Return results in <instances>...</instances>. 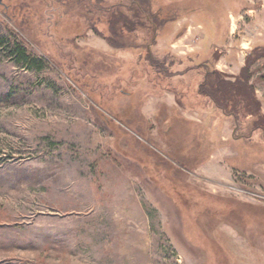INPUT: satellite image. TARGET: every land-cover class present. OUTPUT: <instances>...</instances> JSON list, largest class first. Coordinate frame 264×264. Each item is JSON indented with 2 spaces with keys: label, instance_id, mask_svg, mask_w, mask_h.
Listing matches in <instances>:
<instances>
[{
  "label": "rangeland",
  "instance_id": "1",
  "mask_svg": "<svg viewBox=\"0 0 264 264\" xmlns=\"http://www.w3.org/2000/svg\"><path fill=\"white\" fill-rule=\"evenodd\" d=\"M132 1L0 0V264H264V136L225 116L203 137L159 104L191 88L168 48L159 74L152 30L104 37Z\"/></svg>",
  "mask_w": 264,
  "mask_h": 264
},
{
  "label": "crops",
  "instance_id": "2",
  "mask_svg": "<svg viewBox=\"0 0 264 264\" xmlns=\"http://www.w3.org/2000/svg\"><path fill=\"white\" fill-rule=\"evenodd\" d=\"M168 2L178 16L165 23L161 33L157 32L153 50L156 56H159L157 52L165 54L163 50L168 48L171 54L176 55V59L172 60L177 63L175 67L181 66L182 63L189 66L183 74L173 77V80L179 82L181 78L189 81L191 88H186L189 97H181L183 101H179L173 93V101H162L159 104L174 108L176 117L185 120L190 126H198L203 137H216L215 130L218 127H221V132L224 131L225 115L219 113L213 101L200 94L197 88L204 73L195 65L209 63L212 68L225 73L231 80L243 72L248 74V83L253 85L264 113V0ZM173 3L177 4L176 7ZM163 31H167L168 36ZM193 86L196 88L194 91ZM196 97L201 98L200 104L192 101ZM159 104L154 106V110H157ZM143 108L145 112L153 109L150 102ZM169 121L168 118L167 122ZM231 159L232 157H227V160ZM233 163L235 164V161Z\"/></svg>",
  "mask_w": 264,
  "mask_h": 264
},
{
  "label": "trees",
  "instance_id": "3",
  "mask_svg": "<svg viewBox=\"0 0 264 264\" xmlns=\"http://www.w3.org/2000/svg\"><path fill=\"white\" fill-rule=\"evenodd\" d=\"M151 3H154L153 0H134L127 5L126 7L128 8H132L133 6L136 7L138 13L134 12L135 18H128V16L120 10V8L125 5L118 2L109 6L107 11H102L105 13L101 12L102 15L100 19L104 20L108 25L109 33L104 36L108 43L115 47H125L129 35L132 36V34H137L134 37L136 39L139 34H142L140 33L141 31L144 32L142 35L145 36L148 32H151V30V39L152 42L155 43V35L157 32L165 23L177 17L178 13L175 9L170 8L169 4H165L166 6L161 4L154 9ZM156 3H158L157 0ZM140 28L143 29L139 30ZM111 33L116 34V36ZM129 46L138 48L133 43ZM8 48L11 52L13 51L15 55L19 56L20 60L28 66L38 63V58L32 55L21 42L15 43L14 46H8ZM145 49L147 50V53L143 54V56L146 55V61L151 64V68L156 73L161 74V68L158 67L153 58H157L158 56H149L151 53L149 52V49H147V46ZM164 57L165 59L158 60V62H168L169 66H171L172 71L170 69L169 71L172 73L169 75L166 72L165 75L167 78L171 79L176 75L179 76V74H183L189 68V66L183 65V63L181 66L175 67L174 65L177 63L175 64L172 60L173 58H176L171 54H169V57L166 55ZM195 66L199 67L198 69L204 73V77L199 81L197 86L198 92L213 101L217 111L227 117L233 118L235 126L241 128L242 122H244L245 124H249V127L251 128L249 131L259 132L264 136V113L261 109V102L255 94L253 85L248 83V74L243 72L236 76L234 80H231L227 78L225 73L212 68L209 63H201L200 65H197L196 63ZM182 82L183 80L181 78L179 82L178 80L176 81L178 85ZM182 93L183 91H181V94ZM179 98L181 99L180 94Z\"/></svg>",
  "mask_w": 264,
  "mask_h": 264
}]
</instances>
